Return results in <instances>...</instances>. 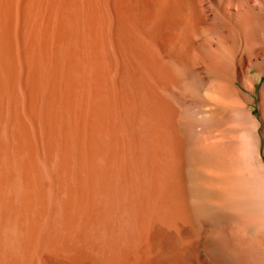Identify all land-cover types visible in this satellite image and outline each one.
<instances>
[{
  "label": "bare ground",
  "instance_id": "1",
  "mask_svg": "<svg viewBox=\"0 0 264 264\" xmlns=\"http://www.w3.org/2000/svg\"><path fill=\"white\" fill-rule=\"evenodd\" d=\"M10 2L0 0V264H37L38 257L43 256L42 251L45 254L44 250L51 253V261L47 258L48 262L44 264H80V260L82 264L87 255L79 258L84 252L82 250L87 248H82L80 239L78 244L74 243V246L81 243L79 248L82 250L75 249L81 252L76 254L77 258L75 251L72 254L74 257H71L66 244L75 238L63 240L67 245H63L64 250L58 246V240L63 235L68 237L73 232L78 237H101L103 253L100 257L97 255L99 261L94 262L97 264H186L182 261L183 249L164 237L162 230L185 218L183 204L186 206L184 201L189 195V202L194 207L191 208L205 223L203 225L224 224L228 219L235 221L234 238L217 233L214 241L208 243V251L213 257L228 254L230 259L227 260V256L224 262L220 261L221 264H264V163L261 152L264 111H261L259 120L249 106L253 102L251 94L256 82L251 73L255 72L258 78L264 75V0H94L96 36L99 40L107 38L116 44L125 54L130 70L142 76L141 118L143 125L153 133L152 145H157V157L154 171L151 169L153 182L149 185L152 184V193L151 199L147 198L150 202L145 205L147 199L140 188L145 184L143 181L138 189H134L140 191L141 207L133 201L131 185L115 186L112 182V186L109 180L100 184V188L91 185L95 188L93 190L91 186H87V190L85 185L70 187L69 184H59L55 194L52 190L48 193L50 187L46 188V183L47 190L16 183L17 173L15 175L12 168H16L18 163L3 152L6 143L3 142V124L12 67ZM195 53L201 58H209L207 66L213 68L210 71L216 74L213 81L216 89L211 97L215 99V94L219 95L221 109L218 115L220 120L227 121L225 127L229 137L225 139L222 136L224 140H221L220 148L215 143L218 152L216 161L204 159V155L196 149L200 146L198 141L196 148L192 147L194 144H188L189 132L196 126L203 123L212 125L211 131L217 122L216 116H202L205 112L194 104L203 93L207 95L213 91L211 87L205 88L200 78L202 68L198 67L199 63L188 62ZM174 73L181 76L176 80L178 83L173 78L180 89L178 97L163 96L150 84L151 79L167 83L162 74ZM187 96L190 97L188 102L185 99ZM187 113L192 116L190 119L186 118ZM235 132L237 136L233 135ZM215 150H211L214 155ZM142 154L146 155L145 152ZM15 157H18L17 154ZM193 166L199 168H191ZM109 170L113 177V169ZM215 170L220 175L216 181L218 191L212 192L208 188L210 179L204 180L200 172ZM106 175L109 176V173ZM140 213H148L150 220L161 226L160 230L162 228V234L155 231L153 236L150 231L152 244L147 243L148 248L143 246V249L138 248L142 231L139 233L141 241L139 237H133L138 223L136 217H140ZM87 244L83 247L92 243ZM63 251L69 254L64 253L68 260H63ZM84 263L87 264V261Z\"/></svg>",
  "mask_w": 264,
  "mask_h": 264
},
{
  "label": "rangeland",
  "instance_id": "2",
  "mask_svg": "<svg viewBox=\"0 0 264 264\" xmlns=\"http://www.w3.org/2000/svg\"><path fill=\"white\" fill-rule=\"evenodd\" d=\"M10 5H12V7L10 6L12 8V10L10 8V16L13 26L12 67L8 79V99L3 124V126L5 125L3 142H6L4 143L3 150L5 151L3 152L6 157H10L12 160L15 159V163H18L15 164L16 168H12L19 178L14 175L16 177L15 181L17 180L16 183L19 186L26 185V183L31 184L29 186L39 189L44 187L43 190L50 187L47 190L48 193L53 191V194H55L60 186L59 184L61 186L69 184L70 187H84L85 185L84 188L92 185L98 188L100 184H105L106 180L107 183L110 181L111 184H109L112 186L114 183L115 186L129 187L131 185L132 189L130 188V191L132 197L135 198L133 201L138 207H141L140 191H135V188L140 186L143 181L145 184H142L140 188L146 199H151L152 184L151 186L149 184L153 182L151 173L156 167L154 162L155 157H157V145L155 147L152 145L154 144L153 133L148 130L147 126L143 125L141 118L143 106L142 76L139 72L135 74V71L130 70V66L125 62V54L117 48L116 44L107 38L99 40L96 36L94 0H11ZM106 35L109 36L108 33ZM195 54L192 55L194 58L189 57L188 62L199 63L198 67L202 68L200 69V78H202L205 88L211 87L213 91H210L207 95L203 93L201 97L196 99L194 104L205 112L202 113V116L208 114L216 116L217 122L211 129L212 132L210 131L212 125L209 126L203 123L196 126L197 130L195 128L189 132L191 135H188V144L190 146L194 144L192 147L196 148L199 142L200 146H197L196 149L200 150L204 155V159L209 160L212 158L213 161H216L218 152L215 143L216 145L219 144L216 147L220 148L221 140L229 137L226 129L227 121L220 120L218 115L221 109L219 106L221 98L217 94H215L217 100L211 97L216 89L213 86L216 74L214 71H210L213 68L207 66L209 58L207 56L201 58L198 55L195 56ZM251 74L255 77L256 82L254 93L251 94L253 102H250L249 106L253 108L254 115L260 120L261 111H264V92L261 93L264 75L258 78L255 76V72ZM177 75V73H174V75L162 74L161 77H165L167 83L162 80L161 84L158 79H151L150 84L163 96L178 97L180 89L176 80L181 76L180 74ZM173 78L177 83L173 81ZM152 81L153 83H151ZM154 83L157 84L154 85ZM236 85L241 88L239 84ZM185 99L188 102L190 97L187 96ZM187 115L188 113L186 118L190 119L192 117L191 115L187 117ZM219 124L220 126H218ZM196 132L197 135H195ZM149 134L152 135L149 136ZM233 135L237 136V133L235 132ZM147 142L151 144L148 145ZM141 147L147 150L144 151ZM152 147L156 148V151ZM210 149L213 151L216 149V155ZM142 152L148 155L146 156ZM261 152L264 163V139ZM16 154L18 157H15ZM153 155H155L154 158ZM148 156L152 158L149 157L148 159ZM138 157H140V160ZM148 162L151 163L148 164ZM144 164L147 170L143 166ZM194 167L197 166L191 168ZM108 168L113 169V177ZM106 172L111 177L107 176ZM204 173V171L200 172L201 177L204 180L210 179L211 182V184L208 183L209 190L212 192L218 191L216 181L219 180V173L216 170L206 172V175ZM107 183L106 185H109ZM92 186L90 189H95ZM189 196L184 201L186 206L183 204L185 218L171 227L163 228V230L161 228L164 237L169 239L176 247L183 249L182 261H186V264H221L220 261L224 262L227 256L228 259H226L229 260L230 256L228 254L222 256L224 258L213 257L208 251V243L214 241L217 233H222L228 238H234L235 221L228 219L224 224L203 225L205 223L195 215L196 212L192 209L194 207L191 206ZM148 199L145 200V205L150 202ZM88 202L87 200L86 203ZM136 218H138L137 227L134 229L136 235L132 236L138 238L139 233L142 231L140 233L143 234L140 236L142 241L140 237L138 238L142 243L138 244V248L143 246V248H148V244H152L150 231L153 236L156 233L155 231H160L162 234L161 226L151 221L148 213L141 214L140 217ZM145 220H147L146 224ZM146 231L149 233H146ZM85 236L78 237L76 232L68 237L63 235L60 238L61 240H58V243H61L58 244L59 249L64 250V246L68 245L70 251L68 249L66 251H69L68 253L72 257L75 249L87 248L82 250L87 251L85 254H83L84 252L81 253L80 250L75 251L74 255H78V252L79 255L81 253L79 260L87 255L84 258L87 264H97L98 262H94L103 253V250H101V237L97 238L95 236L91 239V236L84 238ZM72 238H75V240H72ZM65 239L72 240L73 244L69 241L68 243L65 242L67 245H64L63 240ZM79 239L82 248H79L81 243L79 246L77 245L78 247L74 246L78 244ZM146 239H149L148 242ZM87 242L92 244L88 245ZM86 244L88 246L83 247ZM91 248L94 251H91ZM44 251L45 254L42 251V258H36L37 261L39 260L37 264H44L48 262L47 258L51 259V253L49 254L47 250ZM66 251L62 253L63 260L68 258L64 255ZM91 256L93 257L90 258ZM71 257L69 256V258ZM96 257L98 258L94 259ZM84 260H82L83 263ZM79 263L81 264V260Z\"/></svg>",
  "mask_w": 264,
  "mask_h": 264
}]
</instances>
